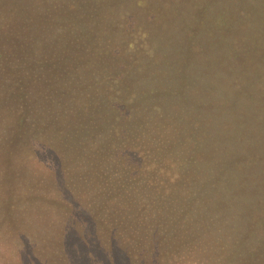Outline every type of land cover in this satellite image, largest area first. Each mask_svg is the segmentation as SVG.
<instances>
[{"label": "trees", "instance_id": "16d2710c", "mask_svg": "<svg viewBox=\"0 0 264 264\" xmlns=\"http://www.w3.org/2000/svg\"><path fill=\"white\" fill-rule=\"evenodd\" d=\"M0 264H264V0H0Z\"/></svg>", "mask_w": 264, "mask_h": 264}]
</instances>
